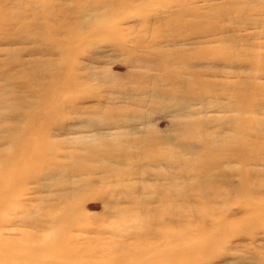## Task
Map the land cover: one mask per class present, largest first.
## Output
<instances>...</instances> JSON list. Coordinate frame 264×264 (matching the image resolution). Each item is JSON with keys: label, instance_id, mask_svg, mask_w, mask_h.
Wrapping results in <instances>:
<instances>
[{"label": "rangeland", "instance_id": "1", "mask_svg": "<svg viewBox=\"0 0 264 264\" xmlns=\"http://www.w3.org/2000/svg\"><path fill=\"white\" fill-rule=\"evenodd\" d=\"M0 1V150H57L0 210V264H264V0ZM100 145L97 223L56 240L37 198Z\"/></svg>", "mask_w": 264, "mask_h": 264}, {"label": "bare ground", "instance_id": "2", "mask_svg": "<svg viewBox=\"0 0 264 264\" xmlns=\"http://www.w3.org/2000/svg\"><path fill=\"white\" fill-rule=\"evenodd\" d=\"M48 2L49 1L46 0V2L43 3L45 8L48 7ZM0 3H2V1H0ZM12 10L13 9L9 10L6 6L2 14L8 15L12 12ZM41 15L44 16V18H51L54 16V14L50 11H43ZM103 31H105L104 26L103 29H100L98 32L100 34V32ZM100 36H106V38H118L116 35H112L108 32H103ZM3 134L5 135L8 149L4 151L0 150V164H2V167L4 166L9 170L2 176L0 174V210L8 209L10 207L20 208V205L23 206V204L18 201L17 196L24 194L25 190L22 186L25 181H28V177L24 172L21 173V169L23 170L27 168V170L33 171L35 168L44 165L48 156L54 155L57 152L54 148L49 145L46 146L34 138H26L23 135L17 134L14 129L4 131ZM95 150L102 152V146H89L88 149L80 147L75 150L72 160L77 162L73 165V167L69 164V169H66V173L61 176V178L67 177V179H62L59 184H56L53 187L50 186L47 189L48 193H46V196L37 198L39 199L38 205L42 204L43 206L40 208L47 211L38 215L36 222L38 224L41 223L39 227L42 229L51 228V230H55L54 234L56 236V240L58 238L57 235L64 232L67 228H76L83 224L97 223L94 222L92 218L87 217L86 213H83L77 206L79 199H81V201H85L88 197L89 189L91 188L89 184L93 182V179L95 180L94 176L98 174L103 175L105 171L109 172L111 168L109 166L107 169L99 165L98 162H100V160L97 154L98 152H95ZM69 157H71V155H64L65 159L71 160ZM93 162H97V164L95 166L85 165V163ZM31 171L29 174L32 173ZM115 172L114 168H112L109 174H114ZM72 177L74 178L71 179ZM69 179H71V181ZM72 199L76 201L72 202ZM84 201H82L81 204ZM17 202L20 203L19 206L17 205ZM29 238L32 241L37 240L36 242L38 243L41 241L45 242V238L42 237L40 239L38 235L30 236ZM69 238L73 242L79 240L78 236H70ZM29 248L32 250V246H29Z\"/></svg>", "mask_w": 264, "mask_h": 264}]
</instances>
